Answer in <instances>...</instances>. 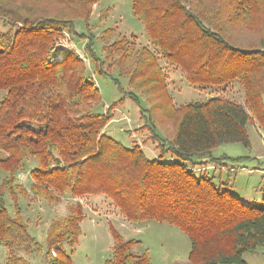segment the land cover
Instances as JSON below:
<instances>
[{
  "label": "trees",
  "instance_id": "obj_1",
  "mask_svg": "<svg viewBox=\"0 0 264 264\" xmlns=\"http://www.w3.org/2000/svg\"><path fill=\"white\" fill-rule=\"evenodd\" d=\"M100 1L0 0L6 28L0 30V245L10 252L1 264H30L16 251H42L21 208L8 210V195L48 204L104 196L128 222L181 229L191 242L188 264H246L243 256L264 246V198L261 206L248 205L208 170L222 160L213 157L215 149L233 143L251 149L249 125L264 126V0H131L147 45L136 37L113 39L114 28L96 37L91 20ZM79 23L88 34L78 33ZM66 31L87 39L90 68L77 51L64 50L62 58L55 52ZM167 68L216 95L178 105ZM97 75L110 77L141 108L156 157L107 135L112 116L98 111L104 103ZM236 84L245 106L226 94ZM28 161L36 163L29 190L16 182ZM69 207L48 229V264H72L60 246L77 244L85 215L80 202ZM111 232L106 264H151L147 252L133 253L136 241Z\"/></svg>",
  "mask_w": 264,
  "mask_h": 264
},
{
  "label": "rangeland",
  "instance_id": "obj_2",
  "mask_svg": "<svg viewBox=\"0 0 264 264\" xmlns=\"http://www.w3.org/2000/svg\"><path fill=\"white\" fill-rule=\"evenodd\" d=\"M103 12L105 17L100 20V14ZM91 22L92 31L96 37L105 29L114 28L116 32L113 39L122 35L136 37L137 43L141 45L149 43L144 24L132 12L131 0H101L94 7ZM5 29L0 21V30ZM77 31L88 34L82 23L77 25ZM64 36L65 39L57 43V45H62L55 48L59 57L62 58V51L64 50L77 51L90 68L91 63L85 58L84 51L87 39L75 38L68 31L64 32ZM94 44L96 53L101 56L103 42L96 38ZM160 63L166 66L164 59H161ZM167 74L169 90L178 105L204 102L216 95L215 92L190 86L178 70L167 68ZM95 80L100 88L104 103L98 107V111L112 116V120L105 129L107 135L126 147L137 144L149 157H156L158 155V151L155 149L156 144L150 139L151 134L148 129L143 128L145 122L141 119V108L131 100L127 92L119 91L110 77L97 75ZM123 84L126 88L125 81ZM126 90L129 91L128 88ZM226 94L245 106L244 92L238 84L229 89ZM2 95L0 94V98ZM113 103H118V105L111 109L110 105ZM249 135L252 144L251 149H247L238 143L223 144L215 149L213 157L222 160L219 161V164L210 162L208 174L216 176V183L220 181L228 183L230 192L248 205L261 206L264 193H260L259 190L258 192L257 188L260 182L262 188L264 187V178L258 174L250 175L248 170H251L253 166L252 157L264 155V126L253 121L249 125ZM0 150L2 149L0 148ZM35 166V162L28 161L25 170L17 176V184L29 190L32 183L30 172ZM195 174L197 177L202 175L198 171ZM4 178L5 173L0 170V183ZM5 202L12 215L15 214L17 206L21 208L23 219L28 221L30 225L29 233L42 246L41 252L31 254H26L21 250L16 251L17 255L26 258L30 264H48L45 256L48 229L52 221H60L70 213L69 203L71 202H80L85 215L80 223L81 234L77 244L74 247L65 244L60 246V249H63L70 256L72 264H106L107 259L112 254L114 243L111 227L126 241H136L133 253L141 255L147 252L151 258V264L189 263L191 242L181 229L168 223L155 221L128 222L113 206L112 202L104 196L64 199L57 204H48L42 199H34L32 195L29 198L18 195L16 199H12L8 195L5 197ZM9 253L8 249L0 245V264L7 260ZM52 254L56 255L54 251ZM243 260L246 264H264V246L255 253H246Z\"/></svg>",
  "mask_w": 264,
  "mask_h": 264
},
{
  "label": "crops",
  "instance_id": "obj_3",
  "mask_svg": "<svg viewBox=\"0 0 264 264\" xmlns=\"http://www.w3.org/2000/svg\"><path fill=\"white\" fill-rule=\"evenodd\" d=\"M263 146H264V144H263ZM252 159H253V164H252L253 166H252L251 170H248V174H250V175L251 174H258V176H262L264 178V155L263 156L262 155L255 156V157H252ZM253 171H256V172L253 173ZM258 190L261 191L260 193H262V194L264 193V187L262 188L261 182L257 188V191ZM259 199H260V197H259Z\"/></svg>",
  "mask_w": 264,
  "mask_h": 264
},
{
  "label": "built area",
  "instance_id": "obj_4",
  "mask_svg": "<svg viewBox=\"0 0 264 264\" xmlns=\"http://www.w3.org/2000/svg\"><path fill=\"white\" fill-rule=\"evenodd\" d=\"M58 45H60V46H61L62 44H58ZM58 45H57V46H58Z\"/></svg>",
  "mask_w": 264,
  "mask_h": 264
}]
</instances>
